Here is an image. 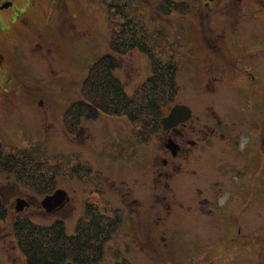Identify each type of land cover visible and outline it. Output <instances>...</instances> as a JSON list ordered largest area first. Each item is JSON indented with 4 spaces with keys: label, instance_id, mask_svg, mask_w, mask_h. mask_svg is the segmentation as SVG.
Masks as SVG:
<instances>
[{
    "label": "rangeland",
    "instance_id": "374dc122",
    "mask_svg": "<svg viewBox=\"0 0 264 264\" xmlns=\"http://www.w3.org/2000/svg\"><path fill=\"white\" fill-rule=\"evenodd\" d=\"M13 1L0 8V155L28 162L35 186L53 188L48 194L65 189L67 199L49 213L41 206L46 192L0 171V197L10 209L9 218L0 220L2 263L24 264L12 227L17 215L39 225L61 219L73 234L86 218L87 204L109 202L123 210L107 212L120 218L98 264H264V0L239 5V0ZM208 16L216 17V29H210ZM114 25L119 32L118 26L129 29L122 33L123 44L135 37L147 52L136 47L121 57L122 67L114 73L127 93L152 73V61L171 60L178 64L175 99L196 105L194 118L202 129L217 120L242 125L244 116V178L231 181L234 159L220 150L230 146L227 138L198 139L190 161L164 178L155 165L160 147L155 136L150 165L141 143L131 141L136 155L127 156L129 139H123L130 131L124 118L101 115L84 121L73 135L64 131L61 114L71 101L64 95L78 98L69 91L110 52ZM217 34L224 37L215 41ZM24 79L45 83L53 96L35 98L29 85L20 84ZM59 86L69 91L63 94ZM128 163L132 170H126ZM119 178L132 182L131 194L122 192V184L117 192L113 180ZM17 198L31 206L17 211Z\"/></svg>",
    "mask_w": 264,
    "mask_h": 264
},
{
    "label": "trees",
    "instance_id": "16d2710c",
    "mask_svg": "<svg viewBox=\"0 0 264 264\" xmlns=\"http://www.w3.org/2000/svg\"><path fill=\"white\" fill-rule=\"evenodd\" d=\"M65 20L69 10L64 4ZM110 24H112L110 22ZM109 27L110 52L102 55L90 68L79 87L69 91V88L59 86L57 91L74 92L78 98L70 99L71 93H65V100H71L61 114L63 129L68 135L77 133L84 121L96 120L101 115L116 118H127L134 128L149 123L156 130L166 105L175 102L179 86L177 84L178 64L173 61H152V73L141 82L132 93H127L122 81L115 71L122 67L121 57L133 48H141L135 37L129 39L130 44H123L129 32L125 26ZM131 28V26H129ZM135 34V33H132ZM231 61L230 59H227ZM2 58L0 57V62ZM24 86L29 85L32 95H40L45 101L46 93L51 92L45 83L33 84L24 79ZM29 82L30 84H25ZM65 90V91H64ZM10 157V158H9ZM37 164H39L37 162ZM0 171H6L16 176L21 184L36 187L47 195L52 189L45 190L35 186L36 178L30 174L28 162L16 156L0 155ZM75 172V171H74ZM73 172V173H74ZM27 177V178H25ZM45 193V194H46ZM92 203L86 206V218L79 220L76 231L69 234L65 222L55 220L51 225H39L29 217L17 215L13 220V233L16 244L24 258V264H98L106 253L108 241L116 229L119 215L107 216L108 211L119 212L109 203ZM100 205L106 208L101 210ZM104 211V212H102ZM10 216V209L0 197V220L5 221ZM123 264H132L127 261ZM0 264H3L0 260Z\"/></svg>",
    "mask_w": 264,
    "mask_h": 264
},
{
    "label": "flooded vegetation",
    "instance_id": "af4514ba",
    "mask_svg": "<svg viewBox=\"0 0 264 264\" xmlns=\"http://www.w3.org/2000/svg\"><path fill=\"white\" fill-rule=\"evenodd\" d=\"M204 1L206 4H210L211 2H214V1H218L219 3L222 2V0H213V1L204 0ZM3 2L4 1L0 0V4H2ZM242 2H243V0H239V2L236 3V5L242 4ZM0 8H1V5H0ZM224 10L225 9H223L222 12H225ZM240 10L241 11L244 10L242 8V6L240 7ZM208 18H209V16H208ZM215 19H216V17H213V18L210 17L208 19L207 24L209 25L210 29H212V30L216 29L217 25H218V21ZM239 21H240V19L237 18L235 23H238ZM0 23H1V21H0ZM203 23H205V21H203ZM233 27L235 30L237 29L236 25H234ZM226 30H227V27L225 29H223L222 31L224 32ZM220 35L221 34H217L214 37L215 41L218 38H220ZM221 36H222V38L224 37L223 35H221ZM223 56L225 57V54ZM229 59L231 60V63L233 64V66H236V65H234L233 60L231 58H229ZM218 78H219L218 76H215V78L212 79V81L217 82ZM224 79L227 80L226 78H224ZM229 83L230 82H228V84ZM176 104L189 105V103H187V102L179 101L176 99L175 102L165 106V108L163 110L162 117L168 115L170 113L171 109L173 108V106ZM192 105H193V103H192ZM190 109L192 110V117L191 118L182 120L178 124L172 125V126H169L166 128L161 123V119H160L161 125L157 126L156 130H154L153 126L149 123H146L145 125L137 126L136 128H134L133 125L131 123H129L127 118H124L127 120L128 124H129L128 131H130L128 136H125L123 139L124 141H125V138L129 139L128 143L125 141V144L128 147L127 156L129 157L130 154H135L134 153L135 147H130L131 141L141 143L144 145V149L146 150V151L144 150V152H143L144 157H145V161H146L145 164L150 165L151 164V157L153 156L152 155L153 154L152 142H153V137L155 136L158 141L160 140L159 141L160 147L157 150V151H159V153H157V154L155 153L156 154L155 155L156 169L159 168L158 173L161 177L168 178V177L174 175L175 172L181 171L183 168V165L186 162L190 161V157L192 156V154H194V152L196 150H198L197 148H199L200 141H198V139H200V138L205 139L208 136H211V137L215 138L217 141L221 142L219 140L220 138H222V139L227 138L230 141V146H224L220 150H224V151L229 152L231 155V157L229 159H231V160L234 159L232 161L234 163V165H233L234 170L231 174V176H232L231 181L235 182V181L241 180V178H244V116H243L242 125H239L236 121L232 126H229V127L223 126L222 121L218 122V120L216 119L217 124L208 125L206 128L202 129L199 126V123H198L199 121H197V118L196 117L194 118V114L196 112V105H194V109L192 107ZM214 113L216 114V117H219V115L217 114V112L215 110H214ZM123 151H124V148H123ZM149 165L148 166L145 165V168L146 167L148 168L147 170H150V168H151V167H149ZM126 170H128V171L132 170L130 167V163H128V166H126ZM235 171H237V172H235ZM237 173H238V175H237ZM130 174H131L130 179L132 181H134V183L136 184L137 183V177H135L136 174L135 175H134V173L133 174L130 173ZM118 176H121V175H118ZM146 182H148V181L145 180L143 183L147 184ZM101 183L104 184V186L106 187V184L104 181H101ZM113 183H114L116 190L119 194H121L122 192H126L127 194L132 193L133 186H129V184L130 185L132 184V182H130L129 180H126L125 178H119V179H114ZM121 184L124 186V188L122 189V192H120L121 189H119L121 187ZM150 184H151V182H149V185ZM106 191H107V187H106ZM17 200H18V198H17ZM132 200H133V202L137 201L138 203H140L138 198H133ZM107 203H109V202H107ZM28 205L31 206V202H29ZM112 207H113V209H116V210H121V209L123 210V207L120 204H117V205L114 204ZM58 209H56V210H58ZM55 211H53V212H55Z\"/></svg>",
    "mask_w": 264,
    "mask_h": 264
},
{
    "label": "water",
    "instance_id": "95a60500",
    "mask_svg": "<svg viewBox=\"0 0 264 264\" xmlns=\"http://www.w3.org/2000/svg\"><path fill=\"white\" fill-rule=\"evenodd\" d=\"M213 1V0H208ZM13 4V0H7L1 4V8H8ZM192 117V110L184 104H176L171 109L170 113L161 118V123L164 127H169L178 124L180 121ZM67 198V191L62 188H57L52 194H48L41 201L43 209L49 213L61 207ZM28 202L24 198H18L16 210L22 211L24 206H28Z\"/></svg>",
    "mask_w": 264,
    "mask_h": 264
},
{
    "label": "clouds",
    "instance_id": "9594fccd",
    "mask_svg": "<svg viewBox=\"0 0 264 264\" xmlns=\"http://www.w3.org/2000/svg\"><path fill=\"white\" fill-rule=\"evenodd\" d=\"M220 203H221V206H223V204L225 203V200L221 199Z\"/></svg>",
    "mask_w": 264,
    "mask_h": 264
}]
</instances>
